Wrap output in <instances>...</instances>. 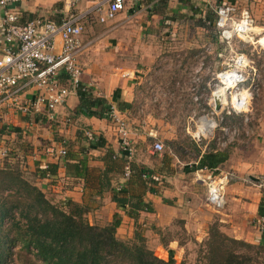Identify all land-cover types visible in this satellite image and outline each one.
I'll return each mask as SVG.
<instances>
[{"label": "crops", "instance_id": "1", "mask_svg": "<svg viewBox=\"0 0 264 264\" xmlns=\"http://www.w3.org/2000/svg\"><path fill=\"white\" fill-rule=\"evenodd\" d=\"M106 1L18 0L11 9L20 16V23L34 18L55 22L71 17L80 20L82 50L77 61L82 70L81 85L92 98H102L114 107L126 123L135 151L130 177H124L115 124L107 118V112L103 116L78 113L79 97L73 88L52 111L44 103L39 105L37 114L31 115L0 107V166L10 153L17 158L24 175L53 203L63 208L78 206L90 225L104 227L117 216V238L130 239L137 232L146 244L160 252L154 254L164 261L178 264V259H184L191 247L199 249L212 226L233 239L260 244L264 240L259 232L264 217L258 213L264 200V119L260 132H243L246 145L240 144L236 132L228 138L226 132H221V137H216L215 132H196L190 138L186 132V146L200 151L186 159L187 150L181 145L174 152L167 147L168 141L179 142L178 134L150 127L151 117L146 115L141 120L135 107L142 103L138 102L142 76L153 70L163 71L159 65L166 41L196 39L194 32L177 33V26L197 29L196 21L214 25L215 20L209 15L215 16L217 7L226 3L234 8L235 18L241 10H248L254 20L255 35L264 33V0H145L141 4L128 0L113 21L100 23L96 9L105 7ZM2 20L0 7V27ZM165 29L167 33L163 32ZM205 32L201 36L210 48L205 50L200 71L218 73L222 69L221 54L211 35ZM1 45L0 29V49ZM60 46L57 38V51ZM192 50L193 58L197 52L203 53ZM209 74L203 81L210 89ZM60 83L67 87L65 76H61ZM19 87L21 101L46 95L26 81H21ZM221 96L218 95L219 101ZM208 127H212L210 121ZM197 137V142L191 141ZM155 143L165 147L164 153L152 150ZM64 149L71 156L67 169L64 159L59 157ZM208 153L225 160L214 168H200ZM80 162H84L83 171L73 167ZM56 164L59 166L54 175L41 176L48 166ZM217 174L232 175L225 189V205L218 212L206 202V182ZM115 194L132 201L141 199L151 209L139 211L136 217L129 216L133 209L128 205L118 207L113 200Z\"/></svg>", "mask_w": 264, "mask_h": 264}, {"label": "trees", "instance_id": "2", "mask_svg": "<svg viewBox=\"0 0 264 264\" xmlns=\"http://www.w3.org/2000/svg\"><path fill=\"white\" fill-rule=\"evenodd\" d=\"M209 17L216 21V15ZM194 27L207 31L218 53L223 54L227 46L220 39L216 24L196 21ZM77 94L80 114L91 112L103 116L110 109L105 100L92 98L83 91V86L77 88ZM125 108L131 106L125 105ZM177 144L168 141L167 147L174 152ZM64 151L63 162L67 169L71 156L66 149ZM192 151L194 155L200 153L195 146ZM224 160L218 154L208 153L199 167L214 168ZM16 163L19 164L17 158L9 153L0 166V264H175L173 260L164 261L155 256L137 232L130 239L117 238L116 229L120 224L117 216L107 226L90 225L78 206L63 208L53 203L20 167L14 166ZM58 166H48L41 176L54 175ZM84 166V162L73 165L74 169L82 171ZM77 175L82 176V173ZM113 200L118 207H131L133 211L129 216L133 217L139 211L151 209L141 199L132 201L115 194ZM258 213L264 217V200ZM197 264H264V240L250 244L228 237L212 226L207 239L199 246Z\"/></svg>", "mask_w": 264, "mask_h": 264}, {"label": "built area", "instance_id": "3", "mask_svg": "<svg viewBox=\"0 0 264 264\" xmlns=\"http://www.w3.org/2000/svg\"><path fill=\"white\" fill-rule=\"evenodd\" d=\"M17 1L0 0V7L3 10L0 27L3 43L0 49V107L4 106L15 112L31 115L37 114L40 111L39 105L44 103L48 111H52L65 101L70 89L77 90L82 86V70L77 57L82 50L80 37L83 27L80 20L75 17L60 22L34 18L26 23H20V16L11 9ZM127 1L107 0L105 7L101 5L96 9L98 21L100 23L113 21L124 10ZM129 1L133 4H141L145 0ZM215 24L219 29L220 39L225 42L232 57L228 59L229 63H223L224 69L216 75L219 85L212 94L213 102L214 94L218 89H224L226 94L236 98L241 93H248L241 88L250 82L248 73L250 61L245 54L234 52L231 44L233 40L253 44L255 35L254 20L249 11L243 9L240 11L239 17L235 18L234 8L226 3L217 7ZM57 38L61 42L59 51L56 50ZM61 76L66 77L67 87L61 85ZM21 81H26L28 84L44 90L46 95L34 100L21 101L22 89L19 87ZM83 91L87 90L83 87ZM240 104L245 106L244 102H240ZM237 110L241 112L245 109ZM106 116L116 126L124 161V177L129 178L132 173L135 151L128 136L126 123L118 117L112 106ZM152 150L161 153L163 145L155 143ZM64 155L65 151L61 150L59 157L63 158ZM231 180L232 175L230 174H217L206 182V202L214 211L218 212L224 207L225 189ZM259 232L264 239L263 225H260Z\"/></svg>", "mask_w": 264, "mask_h": 264}, {"label": "rangeland", "instance_id": "4", "mask_svg": "<svg viewBox=\"0 0 264 264\" xmlns=\"http://www.w3.org/2000/svg\"><path fill=\"white\" fill-rule=\"evenodd\" d=\"M175 31L179 34L194 32L197 37L194 42L188 39L166 41L162 47L165 52L162 54L163 58L159 65L163 71L155 73L153 70L147 76H142L138 94L140 95L138 102L142 103L136 104V116L141 120H145L146 115L150 116V127L156 128L160 132L169 134L176 132L179 136L177 145H181L183 149L187 150L186 159L194 155L192 148L186 146L189 144L186 132H188L189 138L195 136L196 132L203 134L215 132L216 137H221V132H226L225 137L227 138L232 136V132H236L240 144L244 145L245 143L246 145L247 138L243 132H260L264 119V46L260 41L264 33L254 35L253 44H240L238 41L231 44L234 52L245 54L250 61L248 71L250 82L241 88L248 93H241L236 98L226 94L224 89H218L214 95L216 103L221 105H219L220 110L216 111L212 96L215 88L219 85L216 75L224 69L225 65L223 66L222 63H229L228 59H231L232 54L227 48H224V52L221 54L222 69L219 68V72L214 74H209L207 70L202 73L200 68L206 54L205 50L210 48L201 36L206 32L202 29L192 30L189 25H179ZM163 32L167 33L168 29ZM192 48L195 49L194 51L203 53L197 52L193 58ZM208 74L212 78L210 89L205 86L203 81ZM144 80L147 82L144 83ZM219 94H222V101L218 100ZM240 102H244L245 106H242ZM247 104L248 106H246ZM237 109L245 110L239 112ZM202 120L210 121L212 127L202 129ZM194 140L197 142L196 138L191 141L194 142ZM164 151L165 147L163 146L161 153ZM14 166L20 167L17 163ZM4 195H7V192H4ZM147 246L150 245L147 244ZM150 249L154 253L160 254L156 248L151 247ZM198 253L199 249L191 247L184 255V259H178L180 261L178 264H197Z\"/></svg>", "mask_w": 264, "mask_h": 264}, {"label": "bare ground", "instance_id": "5", "mask_svg": "<svg viewBox=\"0 0 264 264\" xmlns=\"http://www.w3.org/2000/svg\"><path fill=\"white\" fill-rule=\"evenodd\" d=\"M261 43L263 44V46H264V37H263V40L261 41ZM215 96V95H214ZM216 99V98H215ZM208 121H206V120H202V129H205V128H207L208 127Z\"/></svg>", "mask_w": 264, "mask_h": 264}, {"label": "water", "instance_id": "6", "mask_svg": "<svg viewBox=\"0 0 264 264\" xmlns=\"http://www.w3.org/2000/svg\"><path fill=\"white\" fill-rule=\"evenodd\" d=\"M214 106H215L216 111L220 110V106L218 103H216L215 98H214Z\"/></svg>", "mask_w": 264, "mask_h": 264}]
</instances>
